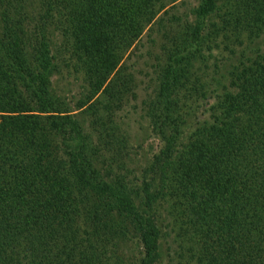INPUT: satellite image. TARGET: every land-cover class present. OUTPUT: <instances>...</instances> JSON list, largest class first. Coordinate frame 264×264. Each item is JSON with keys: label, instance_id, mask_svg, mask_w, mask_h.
Wrapping results in <instances>:
<instances>
[{"label": "trees", "instance_id": "1", "mask_svg": "<svg viewBox=\"0 0 264 264\" xmlns=\"http://www.w3.org/2000/svg\"><path fill=\"white\" fill-rule=\"evenodd\" d=\"M197 1L165 24L187 0H0V264H105L122 228L110 204L141 234L138 264H154L167 202L183 208L199 263L264 264V0ZM155 22L164 61L144 106L164 146L140 184L115 167L113 116L133 84L122 62ZM225 50L237 60L215 87L192 79ZM66 64L87 84L77 108L103 105L99 93L118 104L93 133L52 89ZM198 100L207 115L181 141Z\"/></svg>", "mask_w": 264, "mask_h": 264}, {"label": "rangeland", "instance_id": "2", "mask_svg": "<svg viewBox=\"0 0 264 264\" xmlns=\"http://www.w3.org/2000/svg\"><path fill=\"white\" fill-rule=\"evenodd\" d=\"M197 3V0H187L185 5L176 9L168 6L158 15V18L163 17L165 24H167L168 18L174 13H182ZM166 10L169 12L165 13ZM205 21L209 22V19L207 18ZM1 27L0 8V32ZM150 28L151 30H149ZM165 30L166 28L162 24L153 23L126 54L122 64L127 68L123 72L132 77L133 84L130 91L125 95L123 103L117 109H115V106L118 105L117 102L109 100L104 93L97 95L102 100L103 105L95 103L93 109L90 108L89 106L95 100L93 99L83 108H77L78 101L85 99L87 84L83 74L77 72L72 65H64L52 78V89L55 96L64 102L65 107L71 111V114L74 115L86 133H93L94 120L98 115L103 116L104 120L108 121L109 118L105 110L112 112L115 109L113 118L119 122L120 127V130H116L115 134L118 138L117 144L122 148L123 156L122 159L115 161V167L119 165L121 171L123 169L126 173L128 172L140 184L144 180L152 179V174L148 173L147 169L155 155L159 154L164 146L162 134L158 132V129L155 130L154 124L147 116L144 102L154 95L158 85L156 71L162 57L164 58L161 43L164 41L163 33ZM236 60L237 57L228 55L226 50L215 51L209 57L207 66L196 71L192 79L200 76L201 79L210 84V87H215L217 79L225 71L226 66ZM114 75L115 73L112 77ZM191 84L193 86L201 85L194 81ZM104 103H111L113 107L103 109ZM197 105L200 107L197 108ZM204 105L206 103L203 101H196V109L187 117V123L181 129V141H186L187 135L199 125L200 119L206 117L207 114H202ZM109 209L114 220L121 223L122 228L117 235L109 236V241L104 248L105 264H114L117 260L121 264H138L144 255L140 232L129 218L125 216L117 218L114 215L116 212L113 210V205L110 204ZM182 210L181 206L177 203L174 205L172 202L164 203L158 207V211L162 213L159 223L161 227L160 248L154 264H204V262H198V258L205 257L204 251L202 253L199 250L198 237L190 233L188 221L183 216ZM113 224L108 221L107 232L110 235L114 233Z\"/></svg>", "mask_w": 264, "mask_h": 264}]
</instances>
